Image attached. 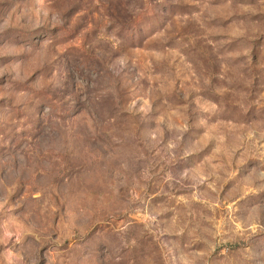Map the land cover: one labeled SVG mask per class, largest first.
<instances>
[{
    "label": "rangeland",
    "instance_id": "1",
    "mask_svg": "<svg viewBox=\"0 0 264 264\" xmlns=\"http://www.w3.org/2000/svg\"><path fill=\"white\" fill-rule=\"evenodd\" d=\"M0 264H264V0H0Z\"/></svg>",
    "mask_w": 264,
    "mask_h": 264
}]
</instances>
